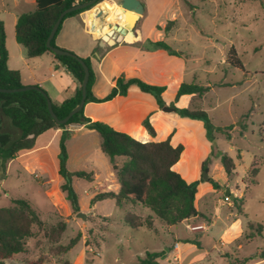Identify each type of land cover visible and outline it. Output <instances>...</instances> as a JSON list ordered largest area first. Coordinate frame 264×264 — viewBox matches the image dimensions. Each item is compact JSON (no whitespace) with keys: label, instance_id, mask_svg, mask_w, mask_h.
<instances>
[{"label":"rangeland","instance_id":"rangeland-1","mask_svg":"<svg viewBox=\"0 0 264 264\" xmlns=\"http://www.w3.org/2000/svg\"><path fill=\"white\" fill-rule=\"evenodd\" d=\"M1 1L9 5L6 9L12 10L11 0ZM145 1L148 5V16L144 18V25L169 23V27L177 26L181 30L176 33L177 40L181 41L180 38L186 35L189 43L185 49L188 58L182 63L186 71L165 81L167 86L165 100L174 101L177 86L182 82H195L209 87L202 96L198 94L183 96L177 105L205 110L214 126L209 135L207 134L210 142L209 155L211 152H214V156L224 152L231 156L236 164L234 174L228 176L229 180L233 179L228 182L231 186L230 193L236 198H231L230 202L224 201L227 188L219 186L216 200L224 202L225 208L232 202L231 209L239 214L245 227L243 236L235 242L237 250L233 253L227 251L222 255L231 254L241 260L260 253L264 248L263 126L260 133V125L264 123V0ZM3 10L0 3V16L4 14ZM6 22L9 24L8 19ZM231 46L237 50L244 69L231 67L226 63ZM160 63L163 64V61ZM247 72L249 74L246 75ZM179 119L192 120L186 117ZM83 140L85 141L83 145L78 143L77 138L69 142V170L86 172L95 170L102 177L113 172L109 158L101 152L99 140L90 137ZM206 148H203V154L208 152V147ZM188 158H191V155ZM216 158H212L208 170ZM116 159L120 165L127 160L123 156ZM27 160L29 159L17 160L6 173L4 181H0V207L9 206L13 196L23 197L32 202L46 224L55 225L59 221H64L66 229L58 243H50L43 232L34 227L35 235L27 242V252L22 254L25 260H34L41 256L44 258V264H59L64 261L72 264H133L138 263L139 259L146 258L147 250L148 253L157 255L153 258L158 264H178L172 259L173 251H166L165 247L171 245V249L173 243L171 232L178 231L182 247L188 250V254H183V263L192 261V264H228V259L225 257L222 259L214 248L212 233L202 234L201 248L187 242L186 236L189 231L187 222L180 224L176 230V226L166 228L157 218L156 226L159 233L156 234L146 228L134 230L121 221V213L125 210L153 215L150 209L140 204L120 207L114 200L108 199L92 205L91 200L98 192L113 190L111 183H108L111 185L110 189L96 190L95 184L74 177L73 185L78 195L80 211L86 215V219L77 217L72 210L69 211V202L55 182L49 187L44 185V181L48 180L51 174L40 166L35 158L30 159L28 164L25 163ZM254 161L258 163L261 171L256 183L249 187L246 173ZM4 171L0 164V177ZM224 171L214 170L220 179L224 177ZM47 190L50 198L46 195ZM239 192L243 193L241 197ZM97 214H108L113 217V222L109 225L110 230L105 232L106 240H102V233L108 225L96 220L93 215ZM218 226H215L214 230ZM78 233L81 234L80 239L70 251L56 256L50 253L51 247L67 245ZM5 264L22 263L13 259L5 261ZM249 264H264V261L254 259Z\"/></svg>","mask_w":264,"mask_h":264},{"label":"trees","instance_id":"trees-1","mask_svg":"<svg viewBox=\"0 0 264 264\" xmlns=\"http://www.w3.org/2000/svg\"><path fill=\"white\" fill-rule=\"evenodd\" d=\"M85 1L88 0H36V9L21 14L15 26L16 40L27 50L29 58L51 54L75 80L74 94L60 104L53 103L56 115L60 119L64 118L81 100L84 68L80 60H83L90 70L85 104L89 102H106L116 96H125L129 86L136 84L141 91L151 94L161 109L168 105L175 108V113L180 117L203 121L209 135L214 126L205 110L189 109L176 105L182 96L192 94L202 96L205 91L209 90V87L195 82H182L177 88L174 101L167 104L164 99V93L167 89L165 85L149 83L138 77L127 79L124 75H121L116 79L111 91L104 98L99 99L92 92L95 73L90 58H82L71 51L69 52L73 56L56 55L52 52L47 46V38L59 14L64 9ZM101 1L103 0L98 2ZM92 7L93 5L66 14L51 40V45L57 47L55 39L66 18L77 16ZM168 24L165 26V31L169 29ZM153 44L157 48L166 50L170 55L182 56V52L175 50L165 41H157ZM8 59L9 52L6 45L5 26L3 21L0 20V88H21L23 87L21 73L18 70L9 68ZM226 63L231 67L244 69V64L234 46H231L228 50ZM3 117L7 118L10 124L19 131L17 137L7 132H0V164L4 170L8 162L19 153L34 148L36 139L40 135L50 129H62L58 142V174L63 180L60 190L69 202L73 214L80 212V204L73 185V178L78 177L93 181L92 172L71 171L68 168L67 140L71 135L68 127L70 125H83L99 133L101 152L111 161H114L116 157L123 156L127 158L117 169V178L120 184L119 191L99 192L92 198V204L107 199L114 200L118 206L124 203L140 204L150 209L153 216L160 219L167 226H177L182 221L191 218L207 219V216L200 212L195 204L200 181L187 182L180 173L173 169V166L181 157L184 145L173 146L170 142L171 135L167 139L158 142H142L125 132L114 129L103 121H93L86 117L84 107L74 114L67 123L58 124L50 115L46 98L40 91L35 89L13 93L0 92V123ZM142 125L151 136L156 134L149 116L143 120ZM263 125L264 123L260 125V133ZM213 157L219 159L228 176L234 174L235 161L223 152H219L215 156L214 152H211L202 164V171L208 172V164ZM259 170L258 163L254 161L246 173L247 186L250 187L256 183ZM208 180L215 189H219L220 185L217 182L212 181V179ZM153 216H140L128 212L124 216V222L134 230L143 227L153 230L155 229ZM34 227L41 230L50 243H58L66 229V223L59 221L55 225L46 224L32 202L23 197L13 196L9 206L0 207V264L17 254L27 252V242L35 235ZM80 236L81 234L78 233L77 237L67 245L51 247L50 253L55 256L67 253L77 244ZM153 257H157V255L147 253L146 258L139 259L138 263L133 264H158ZM226 258L228 264H249L254 259H264V248L260 253L244 257L241 260L231 254ZM26 264H44V258L40 256L34 260H26ZM59 264L72 263L64 261Z\"/></svg>","mask_w":264,"mask_h":264},{"label":"crops","instance_id":"crops-1","mask_svg":"<svg viewBox=\"0 0 264 264\" xmlns=\"http://www.w3.org/2000/svg\"><path fill=\"white\" fill-rule=\"evenodd\" d=\"M121 1L122 0H103L77 16L66 18L55 39L57 47L71 51L82 58H90L91 66L95 73L92 92L93 95L99 99L104 98L111 91L112 87L115 85L116 79L121 75H124L127 79L138 77L149 83L165 85L166 80H170L174 78L176 74L178 75L186 71L182 64L185 63L188 58V52L185 50L186 45L189 46L186 35H183L180 41L177 40L176 33L181 30L178 29L177 26H170L169 29L165 31L166 25L162 23L144 25V18L148 16V5L145 0H140L144 5V11L133 28L131 29L124 24L126 33L123 35L121 41L116 43H105L102 40L104 33L112 28L111 23H125V15L122 13L119 6ZM11 2V11L6 9L9 5H5L3 1L0 2L1 7L4 8L2 12L4 14L0 16V20L3 21L6 30V45L9 52L8 66L11 69L20 71L23 86L38 85L47 92L52 103L60 104L74 94L76 88L75 80L51 54H44L35 58H29L27 56V50L16 40L15 26L21 14L36 9L37 2L36 0H11ZM6 19H8L9 24H7ZM131 30L134 32L133 34L130 33ZM157 41H165L175 50L182 52V56H173L166 50L157 48L153 44ZM160 61H163V64H161ZM170 64L173 65L170 66ZM245 74L247 75L249 73L247 72ZM181 98L177 103L180 102ZM166 103L170 104L171 102L166 101ZM84 115L93 121H103L114 129L125 132L142 142H158L167 139L171 135L170 142L173 146L179 144L184 145L181 157L173 166V169L180 173L187 182L200 181L195 204L196 208L207 216V219H200L197 217L184 220L180 223H188L189 231L186 236L187 242L201 248L202 242L200 238L202 234L210 232L214 238V248L217 249L222 259H224V257L226 258V256L222 255L225 252L229 251L233 253L234 250H237L235 242L243 236L245 223L242 221L239 214H236L235 211L231 209L232 202L227 204V208H225L224 202L216 200L218 189H215L210 180H208L212 179V181L220 184L221 187L227 188L224 197L226 194H230L231 198H236L235 195H231V186L228 184V182L231 180L233 181V179L229 180L218 158L213 160V166L208 170V179L203 180L202 178V164L210 153V142L208 141L207 131L203 121L196 119L182 121V119H179L181 117L175 112L168 113L163 111L158 106L155 98L151 94L141 91L136 84L129 86L125 96H116L114 99L106 102H89L85 104ZM148 116L156 132L154 136H151L142 125L143 120ZM1 121L0 132L10 133L14 137L19 135V131L10 124L7 118L3 117ZM68 130L71 133L67 140L68 154H70L69 142L74 138L79 140L78 143H80V145L85 143L83 139L87 137L99 140V144H101V137L95 130L88 129L83 125H71V128ZM61 133L62 129L54 128L40 135L36 139L34 148L19 153L14 159L8 162L0 181H4V177L8 170L20 158H28L29 160L25 161L26 164L31 161L30 159L35 158L36 161H39L38 163L40 166L44 167L45 170L51 174V177L44 181V185L49 187L52 182H55L58 189H60V185L63 181L58 174V142ZM55 143L56 148L54 149ZM206 147H208V152L203 154V148L207 149ZM189 155H191V158H188ZM121 165L116 158L114 161L110 160V166L113 167V172H109V174L102 177L99 172L92 170L93 181L88 182L95 184L96 190L104 188L110 189L111 185L108 183H111L113 190L110 191L118 192L120 184L117 178V169ZM115 166L117 168H115ZM215 169L225 172L222 179L217 177V174L214 172ZM260 171L261 170H259L258 175ZM99 178L102 180H99ZM234 192H236V190H234ZM47 194L48 190L46 191V195ZM242 195L243 193L239 192V196L241 197ZM96 203L92 205L95 206ZM127 204L131 203H124L120 207ZM69 211L71 212V208H69ZM128 212L137 214L125 210V212L121 213V221L123 223H125L124 216ZM93 216L96 220L103 221L108 225L107 228L103 229L102 233V240H106L105 232L110 230L109 225L113 222V217L108 214H97ZM156 219L157 218L154 217L155 229L150 231L158 234L159 230L156 226ZM180 224L176 226V230H178ZM216 224H219V226ZM192 225H205V228L193 231L189 228V226ZM165 226L166 228L171 227ZM215 226L218 227L214 230ZM171 233L173 235L172 247L175 242H180V259L177 263L192 264V261L183 263V254H188V250L182 247L179 232L176 231V233ZM170 246L171 245H165L166 251H172V247L170 249ZM147 253L146 250V254ZM22 254L24 253L17 254L8 260L14 259L22 264H26V260ZM185 257L187 258V256ZM5 261L3 264H5Z\"/></svg>","mask_w":264,"mask_h":264},{"label":"water","instance_id":"water-1","mask_svg":"<svg viewBox=\"0 0 264 264\" xmlns=\"http://www.w3.org/2000/svg\"><path fill=\"white\" fill-rule=\"evenodd\" d=\"M99 0H88L85 1L83 3H78L76 5H73L69 8L64 9L58 16L57 20L55 21L50 34L47 38V46L52 50L53 53H55L56 55H66V56H73L71 52L66 51L64 49H61L59 47H55L51 45V40L52 38L55 36L58 27L61 23V21L63 20V18L65 17L66 14H68L69 12H72L74 10H78V9H84L86 7L89 6H95L97 5L99 2ZM119 6L121 8V10L123 11L124 14H132L136 17V20L134 22L133 26L135 25V23L137 22V20L140 18V16L142 15L143 11H144V5L140 0H122L119 3ZM112 28L108 31H106L104 33V35L102 36V40L105 43H116L121 41L123 35L126 33V30L124 27H122V25L118 24L117 22L115 23H111ZM131 28V29H132ZM130 33H134L132 30L130 31ZM80 63L82 64L83 68H84V79L82 82V97L81 100L79 102L78 105H76L64 118L60 119L54 109H53V103L49 97V95L47 94V92L41 88L38 85H26L23 86L21 88H14V89H8V88H0V92H4V93H13V92H21V91H27V90H31V89H35L40 91L44 97L47 100V105H48V110L50 112V115L52 116V118L58 123V124H65L69 121V119L76 113H78L84 106H85V102H86V94H87V84L89 81V75H90V70L88 65L83 61L80 60ZM163 111L166 112H175V108L170 107L168 105L164 106L162 108ZM1 146V144H0ZM115 168H117L115 166ZM202 178L203 180H207L208 179V172L207 171H203L202 173ZM77 217H81L83 219H86V215L83 212H78L76 214Z\"/></svg>","mask_w":264,"mask_h":264},{"label":"built area","instance_id":"built-area-1","mask_svg":"<svg viewBox=\"0 0 264 264\" xmlns=\"http://www.w3.org/2000/svg\"><path fill=\"white\" fill-rule=\"evenodd\" d=\"M224 201L226 202H230L231 201V197H230V194H226L225 197H224ZM189 228L193 231H197V230H201V229H204L205 228V225H192V226H189ZM179 247H180V242H175L173 247H172V251H173V257L172 259L176 262L179 261L180 259V255H179Z\"/></svg>","mask_w":264,"mask_h":264},{"label":"bare ground","instance_id":"bare-ground-1","mask_svg":"<svg viewBox=\"0 0 264 264\" xmlns=\"http://www.w3.org/2000/svg\"><path fill=\"white\" fill-rule=\"evenodd\" d=\"M122 13H123V11H122ZM124 15H125V19H124L125 23H121V22L120 23L117 22V23L120 24V25H122V27H124V28H125L124 24H126L127 27L132 28V25L134 24V22L136 20V17L134 15H132V14H124Z\"/></svg>","mask_w":264,"mask_h":264}]
</instances>
